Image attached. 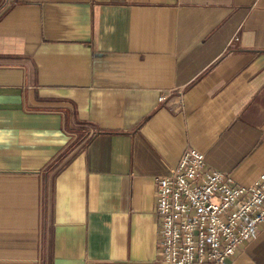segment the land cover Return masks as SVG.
I'll return each instance as SVG.
<instances>
[{
	"label": "crops",
	"instance_id": "obj_1",
	"mask_svg": "<svg viewBox=\"0 0 264 264\" xmlns=\"http://www.w3.org/2000/svg\"><path fill=\"white\" fill-rule=\"evenodd\" d=\"M185 149L264 172V0H0V264H164Z\"/></svg>",
	"mask_w": 264,
	"mask_h": 264
},
{
	"label": "built area",
	"instance_id": "obj_2",
	"mask_svg": "<svg viewBox=\"0 0 264 264\" xmlns=\"http://www.w3.org/2000/svg\"><path fill=\"white\" fill-rule=\"evenodd\" d=\"M154 212L164 264H228L264 224V172L240 185L207 169L202 152L185 149L155 179Z\"/></svg>",
	"mask_w": 264,
	"mask_h": 264
}]
</instances>
